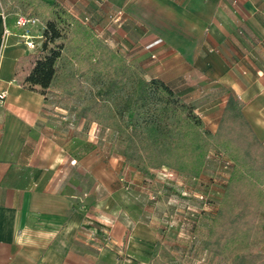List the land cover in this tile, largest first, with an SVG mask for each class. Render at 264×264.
<instances>
[{
  "label": "crops",
  "instance_id": "0c3cea01",
  "mask_svg": "<svg viewBox=\"0 0 264 264\" xmlns=\"http://www.w3.org/2000/svg\"><path fill=\"white\" fill-rule=\"evenodd\" d=\"M42 1L58 2L92 27L105 25L109 45L121 46L129 61L146 67L156 54L196 61L190 72L200 79L191 84L203 91L216 79L217 92L226 93L222 109L213 103L205 113L207 123L217 119V127L232 92L264 144V0ZM119 9L123 21L113 25ZM23 10H0V93L7 92L0 99V264H150L159 236L116 204L113 170L97 156L78 155L80 137L64 148V133L50 131L48 98L18 83L19 58L39 50L26 39L42 45L44 28L40 15L43 23L18 27ZM76 161L74 172L84 168L96 179L92 204L82 205L76 182L66 181Z\"/></svg>",
  "mask_w": 264,
  "mask_h": 264
},
{
  "label": "trees",
  "instance_id": "16d2710c",
  "mask_svg": "<svg viewBox=\"0 0 264 264\" xmlns=\"http://www.w3.org/2000/svg\"><path fill=\"white\" fill-rule=\"evenodd\" d=\"M25 6L26 16L40 15L44 20L43 40L38 52L19 58L15 77L25 89L45 97L54 95L57 103L68 104L84 96L87 78L98 74L109 79L98 96L116 93L137 77L132 64L112 48L94 27L75 17L58 2L42 0H9L5 13ZM75 65L74 72L68 66ZM64 76L66 86L55 85ZM225 93L223 89L218 91ZM155 93L164 111L173 114L174 125L186 137L171 142L168 148L156 149L136 129L124 123L109 121L105 125L121 128L126 141L123 155L146 169L169 166L179 173L199 177L213 149L223 152L232 162L221 203L208 231L205 248L224 264H264V250L256 246L258 225L264 213V144L244 115L245 102L229 92L217 129L207 127L202 116L185 98L161 77L138 78L134 108L144 106ZM102 105L97 97L91 104L77 110V118L99 122L95 110ZM156 251L167 248L158 241ZM150 264H168L156 263Z\"/></svg>",
  "mask_w": 264,
  "mask_h": 264
},
{
  "label": "rangeland",
  "instance_id": "374dc122",
  "mask_svg": "<svg viewBox=\"0 0 264 264\" xmlns=\"http://www.w3.org/2000/svg\"><path fill=\"white\" fill-rule=\"evenodd\" d=\"M8 3L9 0H0V10H6ZM112 17L113 20L110 21L113 25H120L123 21L118 10L112 13L110 18ZM94 27L107 42L110 40L111 34L105 25ZM114 49L122 53L121 46ZM156 55V58L146 62V67L131 60L137 77L116 93L98 96L99 89L107 85L109 79L96 74L86 79L84 96L73 99L68 104L57 103L56 97L50 95V114L55 120L54 130L50 131L52 134L54 131L64 133V148L73 147V137H80L78 155L97 156L98 162L110 166L113 170L116 204L129 210L139 220L150 223L155 228L159 241L168 250L157 251L153 261L168 264H224L205 248V241L231 175L232 160L223 152L213 149L199 177L179 173L169 166L146 169L123 155L126 137L122 129L112 131L105 125L109 121H115L118 125L119 122L124 123L129 129H136L156 149L168 148L171 142L180 139L186 142L184 134L174 125L173 114L164 111L158 95L152 93L147 103L140 108L131 105L137 79L158 76L193 105L208 128L217 129V119L211 123H207L205 119V113L213 103L216 104L215 109H222L224 105L226 93L217 92V80H211L202 91L201 84H191L194 79H200L190 72L195 68L196 61L164 60L159 54ZM75 68V65H70L68 71L74 72ZM67 84L63 75L55 80V85ZM97 97L102 100L101 107L95 110L99 122L77 118L78 108L91 104ZM75 163L65 175L66 181L71 184L76 182L75 189L82 205L92 204L93 198L89 194L94 190L96 179L84 168L74 172L72 167L79 162ZM262 215L263 220L256 233V246H260L261 239L264 238V213Z\"/></svg>",
  "mask_w": 264,
  "mask_h": 264
},
{
  "label": "built area",
  "instance_id": "2783aa9c",
  "mask_svg": "<svg viewBox=\"0 0 264 264\" xmlns=\"http://www.w3.org/2000/svg\"><path fill=\"white\" fill-rule=\"evenodd\" d=\"M119 15H122L123 12L121 9L118 10ZM113 20V17L112 19ZM42 21L36 17V16H26L25 14H19L17 16V20H16V24L18 25V27L20 28H27L29 25H35V24H39ZM23 37H25L26 35H22ZM26 44L28 47H30L33 50H38L41 48V43H36L31 37H28L26 39ZM7 96V92L6 91H2L0 93V99L4 100Z\"/></svg>",
  "mask_w": 264,
  "mask_h": 264
}]
</instances>
